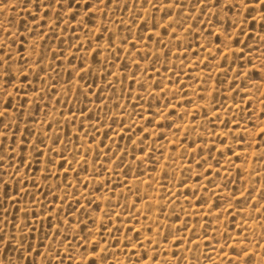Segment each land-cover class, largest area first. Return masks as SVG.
<instances>
[{
  "label": "rangeland",
  "instance_id": "obj_1",
  "mask_svg": "<svg viewBox=\"0 0 264 264\" xmlns=\"http://www.w3.org/2000/svg\"><path fill=\"white\" fill-rule=\"evenodd\" d=\"M0 50V264H264L256 0H4Z\"/></svg>",
  "mask_w": 264,
  "mask_h": 264
},
{
  "label": "snow or ice",
  "instance_id": "obj_2",
  "mask_svg": "<svg viewBox=\"0 0 264 264\" xmlns=\"http://www.w3.org/2000/svg\"><path fill=\"white\" fill-rule=\"evenodd\" d=\"M0 2H4V0H0ZM40 0H36V3L39 4ZM110 2V0H109ZM215 2H218V0H215ZM242 2H244L245 4H247V0H242ZM256 4L260 5L262 7H264V0H256ZM9 59H11V57H9ZM3 66V56H2V50H0V67ZM4 116V113H0V121H2V118ZM264 131V130H262ZM0 182H2V180H0ZM3 230L0 229V232H2ZM0 243H5L4 241V236L2 234H0Z\"/></svg>",
  "mask_w": 264,
  "mask_h": 264
}]
</instances>
